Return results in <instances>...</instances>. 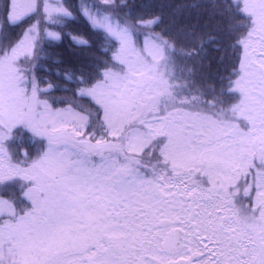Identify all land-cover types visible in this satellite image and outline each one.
<instances>
[{
  "label": "snow or ice",
  "instance_id": "6c2138e0",
  "mask_svg": "<svg viewBox=\"0 0 264 264\" xmlns=\"http://www.w3.org/2000/svg\"><path fill=\"white\" fill-rule=\"evenodd\" d=\"M0 264H264V0H0Z\"/></svg>",
  "mask_w": 264,
  "mask_h": 264
}]
</instances>
